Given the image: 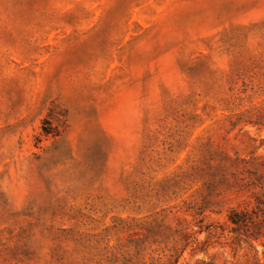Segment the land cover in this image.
<instances>
[{
	"label": "rangeland",
	"instance_id": "1",
	"mask_svg": "<svg viewBox=\"0 0 264 264\" xmlns=\"http://www.w3.org/2000/svg\"><path fill=\"white\" fill-rule=\"evenodd\" d=\"M255 174L264 0H0V264H264Z\"/></svg>",
	"mask_w": 264,
	"mask_h": 264
},
{
	"label": "trees",
	"instance_id": "2",
	"mask_svg": "<svg viewBox=\"0 0 264 264\" xmlns=\"http://www.w3.org/2000/svg\"><path fill=\"white\" fill-rule=\"evenodd\" d=\"M44 132L52 133L46 129ZM246 186L252 190V203L231 209L227 216V226L222 230H227L237 241L261 242L264 245V174H255Z\"/></svg>",
	"mask_w": 264,
	"mask_h": 264
}]
</instances>
